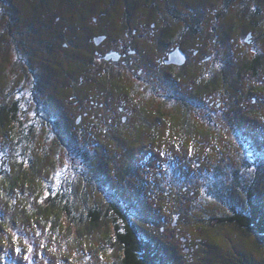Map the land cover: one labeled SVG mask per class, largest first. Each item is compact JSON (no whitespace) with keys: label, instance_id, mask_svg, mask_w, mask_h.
Returning <instances> with one entry per match:
<instances>
[{"label":"rangeland","instance_id":"obj_1","mask_svg":"<svg viewBox=\"0 0 264 264\" xmlns=\"http://www.w3.org/2000/svg\"><path fill=\"white\" fill-rule=\"evenodd\" d=\"M5 1L0 0V246L3 235L24 236L32 242L26 256L33 264H54L57 259L72 263L80 257L79 245L85 249L104 229L100 223L91 237L85 233L79 219L84 201L106 200L144 240L160 246V264H264V239L258 234L231 225L213 227L208 221L245 211L247 189L253 203L264 209V111L242 116L240 109L250 104V97L234 73L206 84L212 101L221 102L219 109L211 101L199 103L208 117L185 98L186 93L174 95V105L163 106L172 112L152 108L151 85L139 94L140 101L134 99L129 129L119 130L104 116L92 114L88 128L75 131V113L64 100L67 77L60 66H53L56 45L52 52L45 45L55 40L48 27L50 10L70 3L84 11L88 0H37L33 5L18 1L11 9ZM175 3L185 11L182 1ZM139 10L144 12L141 7L130 9V17ZM241 20L244 24L243 16ZM79 68L82 73L88 70ZM84 77L90 82L77 91L86 90L90 100L83 106L105 101L108 92L97 89L100 80ZM258 88L264 93V85L254 87ZM183 185L196 189L194 195L181 198L176 189ZM168 188L174 191L170 202L163 196ZM174 203L183 214L177 225L186 223V231L195 232L199 240L191 258L178 240L168 238V231L153 236L161 223L171 221ZM63 207L69 208L74 221L62 213ZM0 254L5 257L0 264L22 263L11 247Z\"/></svg>","mask_w":264,"mask_h":264},{"label":"flooded vegetation","instance_id":"obj_2","mask_svg":"<svg viewBox=\"0 0 264 264\" xmlns=\"http://www.w3.org/2000/svg\"><path fill=\"white\" fill-rule=\"evenodd\" d=\"M18 1L29 2L31 5L37 2L7 0L5 3L11 9V4ZM175 1H182L185 11H180ZM140 7L144 12L139 10L130 17V9ZM263 7L264 0H88L84 11L90 10L89 13L78 11L70 3H64L63 8H53L50 10L51 24L48 27L55 33V40L52 46L46 43L45 48L52 52L56 45L53 66L61 67V73L69 83V93H66L64 100L76 116L72 130L82 132L83 128H88L92 114L95 118L104 116L107 122L115 124L119 130L129 129L132 126L135 100L140 101L139 94H143L145 87L151 85L154 87L152 108L159 106L164 114L172 112L173 109L166 112L163 106H168L167 103L174 105V95L180 93L185 97L186 93L185 98H191V101L197 103L201 115L208 117L209 113L204 112L199 103L211 101L210 105L213 102L214 107L219 109L221 102L212 101V92L205 91L206 84L215 79L221 81V77L227 78L232 73L245 88L247 97H250V104L242 105L240 109L242 116L263 114L264 93L261 88L254 89L264 85ZM72 19L76 22L73 23ZM71 24L76 28L72 30ZM230 46L234 48L232 52ZM174 52H178L179 59L175 60ZM79 66L88 70L82 73L83 69H78ZM232 68V72L227 70ZM85 75H94L97 82L100 80L97 89L102 87L108 92L105 101H94L83 106L84 101L90 99H86V90H77L85 86L84 83L90 82ZM70 77H75L74 82H70ZM259 103L263 105L259 106ZM11 108L15 109V105ZM202 122L206 123L198 121L200 124ZM183 186L182 189L178 187L179 191L176 189L181 198L187 194L194 195L196 189L191 191ZM171 189L163 192L166 202H170L173 197L171 193L174 191ZM244 194L250 196L252 192L247 189ZM48 197L44 200L48 201ZM7 198L10 199V195ZM84 204L79 219L83 220L80 226L86 229L85 233L91 237V230L97 227L91 222L93 213H100V223L104 224V229L96 232L94 242L86 244L85 249L79 245L80 257H75L69 264H121V252L112 244L117 240L115 231L123 230L125 222L122 220L125 217L119 216L113 209H117L115 205L106 200L101 203L95 200L88 203L85 200ZM176 207L179 205L174 203L169 211L172 214L171 221L161 223L153 236L158 237L168 231V238L178 240L182 251L191 258L192 252L198 249L199 240L195 232L186 231V223L182 227L177 225L183 214ZM113 212L119 219L113 217ZM114 220H118L121 225L116 226ZM3 237L4 246H0V250L4 247L13 248L21 257V264L35 262L26 256L32 251L31 240L26 242L24 236H14L15 239L5 235ZM113 249L117 250L115 254ZM100 251L102 257L98 258ZM111 253L114 255L110 256ZM36 255L40 257L38 253ZM0 258L2 263L5 257L0 254ZM54 264L63 263L57 259Z\"/></svg>","mask_w":264,"mask_h":264},{"label":"trees","instance_id":"obj_3","mask_svg":"<svg viewBox=\"0 0 264 264\" xmlns=\"http://www.w3.org/2000/svg\"><path fill=\"white\" fill-rule=\"evenodd\" d=\"M252 195H246L247 207L245 211L236 212L225 217H213L210 219V224L213 227L231 225L243 232L254 231L264 239V209L260 204L253 203L254 196ZM113 209L117 211L119 216L123 217L117 209ZM61 211H63L62 213L65 214L70 222L74 221L69 208L63 207ZM113 217L119 219L115 214H113ZM100 218V213H93L91 215V222L94 227L100 224ZM113 222L116 226L121 225L118 220H114ZM122 229L115 231L117 233H115L117 240L112 244L114 248H118L121 252V264H160L162 252H160V246L157 243H153L150 238L147 241L144 240L141 233L128 222L123 224Z\"/></svg>","mask_w":264,"mask_h":264},{"label":"water","instance_id":"obj_4","mask_svg":"<svg viewBox=\"0 0 264 264\" xmlns=\"http://www.w3.org/2000/svg\"><path fill=\"white\" fill-rule=\"evenodd\" d=\"M177 53L178 52H174V54H173V56H175V60L180 58L179 54H177ZM178 64H179V62H178Z\"/></svg>","mask_w":264,"mask_h":264}]
</instances>
